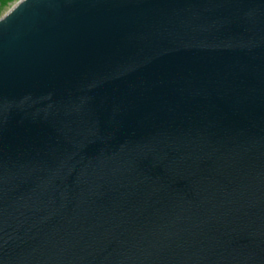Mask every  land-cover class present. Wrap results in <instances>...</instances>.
Returning a JSON list of instances; mask_svg holds the SVG:
<instances>
[{"label": "water", "instance_id": "1", "mask_svg": "<svg viewBox=\"0 0 264 264\" xmlns=\"http://www.w3.org/2000/svg\"><path fill=\"white\" fill-rule=\"evenodd\" d=\"M0 264H264V0L0 14Z\"/></svg>", "mask_w": 264, "mask_h": 264}, {"label": "rangeland", "instance_id": "2", "mask_svg": "<svg viewBox=\"0 0 264 264\" xmlns=\"http://www.w3.org/2000/svg\"><path fill=\"white\" fill-rule=\"evenodd\" d=\"M16 1L17 0H5L3 3H0V14H2L6 9H8Z\"/></svg>", "mask_w": 264, "mask_h": 264}, {"label": "trees", "instance_id": "3", "mask_svg": "<svg viewBox=\"0 0 264 264\" xmlns=\"http://www.w3.org/2000/svg\"><path fill=\"white\" fill-rule=\"evenodd\" d=\"M4 1H5V0H2V1L0 0V3H3Z\"/></svg>", "mask_w": 264, "mask_h": 264}]
</instances>
